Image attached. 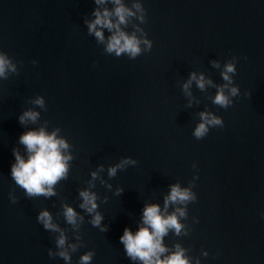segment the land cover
I'll return each mask as SVG.
<instances>
[{
    "label": "clouds",
    "instance_id": "obj_1",
    "mask_svg": "<svg viewBox=\"0 0 264 264\" xmlns=\"http://www.w3.org/2000/svg\"><path fill=\"white\" fill-rule=\"evenodd\" d=\"M93 2L95 7L90 15L84 17V25L87 35L94 37L97 45L103 46L105 54L116 58L127 56L130 60H135L151 52L153 41L141 27L147 22V10L142 0H93ZM238 59L237 56H232L223 64L219 60L209 61L213 68L219 70L223 83H216L203 71H191L188 78L180 83L187 100L186 107L192 108L194 104H200V100L193 94V85L205 93L209 88L215 89V94L209 97L212 104L223 109L232 106L233 98L241 94L240 88L234 83ZM32 63L35 65L37 61L33 60ZM19 71L18 62L0 50V81L18 75ZM29 103L35 107L23 110L18 117V122L25 131L19 136V146L12 149L15 160L11 165V178L24 190L27 198L48 199L59 195L57 185L69 177L71 162L75 158L72 152L73 145L61 135L60 127L49 130L48 121L40 123L41 112L36 108L47 111L43 96L37 95L30 99ZM196 115L199 122L195 125L192 135L197 140L204 139L212 128L224 127L223 118L210 110L199 111ZM137 164L136 159L130 156L123 157L119 162L107 167V176L110 180L117 176L118 171ZM192 167L196 169L197 165L193 163ZM104 172L105 166L98 165L90 172L91 178L86 181L87 187L78 190L79 209L90 217L88 223L103 233L109 230V226L103 223L104 216L98 210L100 196L93 189L96 187V181H99L106 189L112 190V184L102 175ZM197 179L198 176L194 175L187 186H182L180 182L170 184L168 192L163 196L162 205L155 202L144 203L135 231L130 227L124 228L119 239L132 264H201L199 257L189 254L190 248L179 242L172 245L165 242L170 233L176 237L190 234L191 229L184 221L188 219V205L198 199L197 193L193 190ZM123 192L122 187L115 189V195L121 196ZM9 197L12 203L17 202V197L13 193L10 192ZM107 199L104 197L103 202H107ZM84 214L62 200L61 211L57 216H62L65 223L70 226L64 228L56 222L47 208L39 211L37 222L45 231L56 234V251L48 249L50 258L59 257L65 264H72V254L84 246L80 235L81 226L85 222ZM193 221L198 222L196 218H193ZM69 231L73 233L75 242L70 241ZM94 255L92 250L83 253L78 264H91ZM202 255L207 257L208 252L202 250Z\"/></svg>",
    "mask_w": 264,
    "mask_h": 264
}]
</instances>
